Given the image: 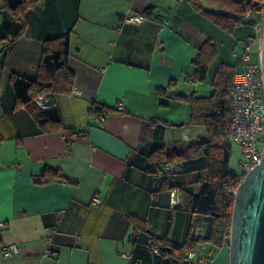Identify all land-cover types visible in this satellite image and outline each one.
Returning <instances> with one entry per match:
<instances>
[{"label":"crops","instance_id":"crops-1","mask_svg":"<svg viewBox=\"0 0 264 264\" xmlns=\"http://www.w3.org/2000/svg\"><path fill=\"white\" fill-rule=\"evenodd\" d=\"M148 7L154 11L142 24L124 20ZM25 16L24 32L5 43L0 61V264H175L135 241L131 218L177 244L191 227L195 238L204 236L205 218L190 213L189 200L205 172L158 165L149 155L207 137L190 122L189 102L173 96L212 92L218 65L232 63L220 51L225 31L189 0H41ZM3 19L0 0V36L7 34ZM245 28L236 29L238 40L259 33ZM67 31L78 91L48 95L65 129L41 132L25 107L14 108L10 75L36 78L44 40ZM207 39L217 54L203 83L194 82L192 60ZM93 104L110 110L90 112ZM46 168L61 178L38 183ZM13 242L21 252L4 259L2 246ZM210 264H229V248H219Z\"/></svg>","mask_w":264,"mask_h":264},{"label":"trees","instance_id":"trees-1","mask_svg":"<svg viewBox=\"0 0 264 264\" xmlns=\"http://www.w3.org/2000/svg\"><path fill=\"white\" fill-rule=\"evenodd\" d=\"M40 1L1 0L4 12L3 26L7 34L0 36V61L5 43L11 44L24 32L27 25L26 11ZM189 2L195 11L228 33H234L239 27L255 28L258 32L263 29L264 0H189ZM153 11V7H148L142 14L149 17ZM255 36L254 33L243 39ZM217 50V44L212 39H207L200 46L192 60L195 69L191 77L194 82H203L207 78L209 65L215 58ZM69 56L70 31H67L44 40L36 78L16 73L10 75L14 89V108L25 107L38 122L41 132L65 129L59 109L56 106L41 109L35 103V99L51 93H72L75 72L68 64ZM234 70V65L220 63L212 80L213 90L208 96H198L194 91L189 95L173 96L174 99L189 102L190 122L203 125L207 137L158 146L149 155L158 165L167 163L182 172H205L204 178L199 179V193L190 194L189 200L190 213L201 214L205 218L207 226L204 236L195 238L191 227L186 241L177 244L165 237L153 235L147 227L146 220L131 218L135 241L148 245L151 253L152 245L156 244L160 254H152L159 262L197 264L188 256L197 244H203L213 252L223 246H229L234 192L242 181V174L229 168L232 155L231 91ZM173 85L174 81H171L169 88ZM166 93L163 88L157 89L160 96ZM109 110L105 105L93 104L90 107V112L94 113ZM61 176L58 170L46 168L37 182L56 181Z\"/></svg>","mask_w":264,"mask_h":264},{"label":"built area","instance_id":"built-area-1","mask_svg":"<svg viewBox=\"0 0 264 264\" xmlns=\"http://www.w3.org/2000/svg\"><path fill=\"white\" fill-rule=\"evenodd\" d=\"M145 19L146 16L142 13H132L124 18L128 23L136 25L142 24ZM254 42H257L255 52L252 51ZM261 42L262 34L252 38L248 37L238 41L233 51L238 66L233 74L231 91V137L241 146L244 155V160H241L242 179L249 170L260 163L264 151V85L261 73ZM77 91L73 89V92ZM47 97L48 95H43L35 99L38 107L45 109L55 106L54 103L49 102ZM117 109H123L121 102L118 103ZM171 195L174 193L172 192ZM93 201L97 203L99 199L94 198ZM51 243L52 237H49L48 244ZM151 249L152 253L160 254V249L156 244H153ZM21 250V245L13 242L3 245L1 254L6 259L19 254ZM45 254L50 255V251L46 250ZM214 255L215 252L210 251L203 244H197L188 253L189 258L197 264H210Z\"/></svg>","mask_w":264,"mask_h":264},{"label":"water","instance_id":"water-1","mask_svg":"<svg viewBox=\"0 0 264 264\" xmlns=\"http://www.w3.org/2000/svg\"><path fill=\"white\" fill-rule=\"evenodd\" d=\"M261 73L264 85V23ZM234 196L229 264H264V151L260 163L246 173Z\"/></svg>","mask_w":264,"mask_h":264},{"label":"rangeland","instance_id":"rangeland-1","mask_svg":"<svg viewBox=\"0 0 264 264\" xmlns=\"http://www.w3.org/2000/svg\"><path fill=\"white\" fill-rule=\"evenodd\" d=\"M264 23V22H263ZM242 29H244V27H241ZM246 30H251V28L246 27ZM236 31V30H235ZM234 33H228L225 31V39H220V51L223 53H225L227 55L228 58L231 59V64H235L236 62V58L233 55V48H235V46L237 45V41L238 39L235 37V32ZM259 35L262 34V31H259L258 33ZM257 48V42H254L253 44V48L252 51L255 52ZM236 50H238V47H236ZM253 57H256V54L253 55ZM212 74V71H210L209 73V78ZM208 80L205 81L204 85L206 86L208 83ZM199 83H203V82H199ZM211 91H209L207 94H210ZM241 160H244V155L242 153V148L239 144H237L236 142H234L232 140V155L229 161V168L236 173H241L243 171L242 166H241ZM215 256V255H214Z\"/></svg>","mask_w":264,"mask_h":264}]
</instances>
